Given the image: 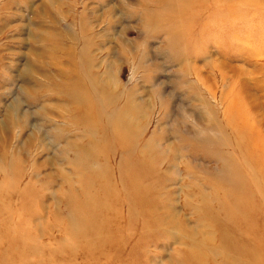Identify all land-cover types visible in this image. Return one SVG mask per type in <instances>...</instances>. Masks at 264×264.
I'll use <instances>...</instances> for the list:
<instances>
[{"label":"rangeland","instance_id":"rangeland-1","mask_svg":"<svg viewBox=\"0 0 264 264\" xmlns=\"http://www.w3.org/2000/svg\"><path fill=\"white\" fill-rule=\"evenodd\" d=\"M0 264H264V0H0Z\"/></svg>","mask_w":264,"mask_h":264},{"label":"bare ground","instance_id":"bare-ground-1","mask_svg":"<svg viewBox=\"0 0 264 264\" xmlns=\"http://www.w3.org/2000/svg\"><path fill=\"white\" fill-rule=\"evenodd\" d=\"M88 86H85L84 84H79L78 88L75 90V92H71L73 93L72 98L70 97V102L73 103L75 105V108L77 109V113L80 115V119H81V128L83 130H85L87 136L93 135V127L91 126V118L92 115H94L93 111V106H92V100L91 98L88 96V94L90 95V91L89 88H87ZM92 142V140H91ZM94 148H91L93 151H97V149L95 148V143H92ZM86 147L85 144H83L81 146V148ZM90 157V156H89ZM91 158V157H90ZM89 158V160H90ZM75 203V202H74ZM73 207H75L74 204H71ZM76 208V207H75ZM83 209H86L85 204H83ZM82 215V214H81ZM80 223L83 226L86 225L87 226V218L86 217H82L80 218Z\"/></svg>","mask_w":264,"mask_h":264}]
</instances>
